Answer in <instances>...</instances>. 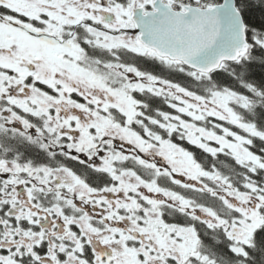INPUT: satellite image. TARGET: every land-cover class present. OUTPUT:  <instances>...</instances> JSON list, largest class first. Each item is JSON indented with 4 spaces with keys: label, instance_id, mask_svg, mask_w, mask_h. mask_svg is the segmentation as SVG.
I'll list each match as a JSON object with an SVG mask.
<instances>
[{
    "label": "snow or ice",
    "instance_id": "obj_1",
    "mask_svg": "<svg viewBox=\"0 0 264 264\" xmlns=\"http://www.w3.org/2000/svg\"><path fill=\"white\" fill-rule=\"evenodd\" d=\"M0 264H264V0H0Z\"/></svg>",
    "mask_w": 264,
    "mask_h": 264
}]
</instances>
